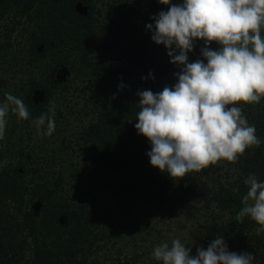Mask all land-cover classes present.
Segmentation results:
<instances>
[{"label": "trees", "instance_id": "1", "mask_svg": "<svg viewBox=\"0 0 264 264\" xmlns=\"http://www.w3.org/2000/svg\"><path fill=\"white\" fill-rule=\"evenodd\" d=\"M43 1L28 13L33 0H3L22 5L24 15L37 22L29 37L30 61L39 62L46 77L69 65L71 74L83 80L73 89L75 102L60 158L34 163L18 150L13 160L0 140V264H159L153 250L127 252L126 242L135 243L141 233L135 221L142 211L149 219L159 215L180 223L188 235L179 239L191 247V256L221 236L229 252L252 253L253 264H264V234L255 231L259 225L248 217L242 223L236 220L248 190L246 178L255 174L264 182V96L259 106L229 105L240 107L248 124L255 125L260 147L246 149L235 164L221 160L175 180L150 165L151 144L135 128L141 110L138 93L161 92L148 84L155 75L168 73L169 66L161 62L167 49L153 42L155 29L147 25H154L153 18L169 5L159 0ZM76 4L85 14L75 11ZM108 11L118 12L120 23L109 19L100 25L98 17ZM102 47L115 50L120 60L101 58L99 63ZM203 47L204 41H195L188 62L204 59ZM219 47L209 44L211 50ZM130 50L133 87L125 82L123 70ZM45 83L28 77L22 84L30 113V119H19L22 124L41 115L52 87L68 89L65 82ZM35 90L43 91L41 102L32 101ZM56 164L55 174L50 173Z\"/></svg>", "mask_w": 264, "mask_h": 264}, {"label": "clouds", "instance_id": "2", "mask_svg": "<svg viewBox=\"0 0 264 264\" xmlns=\"http://www.w3.org/2000/svg\"><path fill=\"white\" fill-rule=\"evenodd\" d=\"M169 5L154 17L152 40L164 45L170 63L182 66L174 87L159 93H138L140 111L135 128L151 144L150 165L179 180L188 173L224 160L238 162L245 150L260 147L255 125H249L242 109L229 105L259 103L264 96V0H183ZM204 41L201 54L207 61L188 62L194 42ZM220 47L211 50L209 44ZM178 50V54H176ZM0 103V140L5 137L9 112L21 120L30 119L22 99L5 93ZM55 105L34 120L38 135L51 136L55 130ZM47 125L46 132L43 128ZM4 165L7 161L3 162ZM248 190L236 220L250 218L264 234V182L255 174L244 181ZM239 188H234L236 193ZM191 247L180 239L171 246L161 243L152 251L159 264H253L252 253L229 252L221 236L207 250Z\"/></svg>", "mask_w": 264, "mask_h": 264}, {"label": "rangeland", "instance_id": "3", "mask_svg": "<svg viewBox=\"0 0 264 264\" xmlns=\"http://www.w3.org/2000/svg\"><path fill=\"white\" fill-rule=\"evenodd\" d=\"M43 2V0H33L34 5L28 9V13H31L34 6H40ZM109 19L113 20L114 24H118L121 21V15L118 12H114L112 15L109 11L107 13L102 12V16L98 17V22L100 25H105ZM36 24V21L28 19L27 15H24L20 4H12V8L7 7L5 15L0 19V103L4 102L5 93H11L22 99L24 91H26V87L22 84L28 77H34L42 81L43 84H46V79H51L54 85L65 82L68 89L60 91L52 87L51 95L41 109L42 115L48 113L50 105H55V130L51 136L38 135L34 121L22 124L18 116L10 111L7 117L5 137L1 141L7 157L15 160L16 151L21 150L22 153H26L31 162L44 164L46 160L54 161V159L60 158L65 152V143H61V141L68 135V132L64 133V130L68 128L71 118V107L75 102L73 89L83 79L82 77L81 79L75 78L71 74L69 65L55 70L49 74V77H46V71L41 64L30 61L27 55V50L30 46L29 37L35 31ZM39 48L36 47L34 52H38ZM167 51L163 52L161 62L169 66L168 73L155 75L150 80L148 87L163 90L165 87H174L178 82L177 73L181 71L182 66L170 63L171 58L167 55ZM133 52L132 50L126 52L128 60L125 59L123 65L125 82L130 83L129 87H133L136 82L135 63L132 58L134 56ZM99 54L101 55V57H98L99 63L101 58L102 60L105 58L120 60L116 51L107 47L99 49ZM198 60L203 61L205 64L207 62L205 59ZM86 80L84 78V82ZM251 105L259 106L260 102ZM46 130L47 125L45 124L43 131L46 132ZM47 165H43V167H47ZM57 168V164L52 165L49 172L55 174ZM67 172L69 171L65 169L64 173L68 174ZM148 215L150 214L147 211L138 213V218L135 222L136 228L140 229L141 233L137 235L135 243L133 241L126 242L127 252H132L137 248V250L143 252L151 251L161 243H171L173 239L188 235V233L180 229V223L169 221L166 217L159 215H153L149 219ZM145 223L148 224L145 225Z\"/></svg>", "mask_w": 264, "mask_h": 264}, {"label": "water", "instance_id": "4", "mask_svg": "<svg viewBox=\"0 0 264 264\" xmlns=\"http://www.w3.org/2000/svg\"><path fill=\"white\" fill-rule=\"evenodd\" d=\"M75 11L78 12L79 14H85V8L82 7L80 4H77L75 6ZM207 63V62H206ZM43 96H44V93L42 90H35L33 92V95H32V101L34 103H37V102H41L42 99H43ZM58 222L59 223H62L63 222V218L62 217H59L58 218Z\"/></svg>", "mask_w": 264, "mask_h": 264}, {"label": "flooded vegetation", "instance_id": "5", "mask_svg": "<svg viewBox=\"0 0 264 264\" xmlns=\"http://www.w3.org/2000/svg\"><path fill=\"white\" fill-rule=\"evenodd\" d=\"M12 4L13 3H10V4L6 5V3L4 4L3 0H0V19L5 15L7 7L8 8H12Z\"/></svg>", "mask_w": 264, "mask_h": 264}]
</instances>
